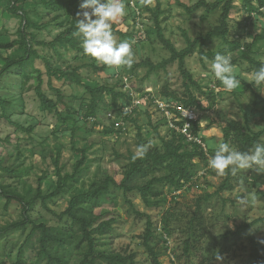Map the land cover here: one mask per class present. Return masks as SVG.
<instances>
[{
  "label": "rangeland",
  "instance_id": "374dc122",
  "mask_svg": "<svg viewBox=\"0 0 264 264\" xmlns=\"http://www.w3.org/2000/svg\"><path fill=\"white\" fill-rule=\"evenodd\" d=\"M158 1L163 10L158 21L164 35L177 49L186 46L184 33L190 38H195L218 23L219 10L206 15L203 11H197L193 16H188L177 4L178 1L192 4L197 0ZM80 2L81 0H77L78 7ZM124 3L128 14L114 24L124 32L125 36H115V38L118 42L123 40L133 42L134 63L144 59L159 63L168 58L169 51L159 41L155 22L147 11H144L147 38L134 41L136 33L131 22V12L126 0ZM154 4L155 0H151L149 6L154 8ZM252 5L257 7L255 0H252ZM7 6L6 0H0V44L19 38L18 28L21 18L10 14ZM23 8L37 25L27 30L36 40L48 42L67 26L68 15L58 7L55 9L38 0H32L27 1ZM247 8L245 0H233V8L229 15L228 40L236 39L242 43H249L255 34L264 32V8H260L259 12H250ZM203 15L204 17H201ZM228 47L229 44L224 39L213 37L207 41L204 50L213 58L217 52L233 58V64L240 69L241 83L232 92L225 91L221 82L215 79L210 68L213 59L206 56L202 60L199 59L197 50L185 59L186 68L202 90L215 96L214 104L208 107L210 101L206 94L193 89L194 94L205 107L200 117L204 123L201 135L210 148V156L214 155L212 145L223 142L221 129L229 120H237L242 126L252 130H258L264 125L262 120L264 106L261 102L264 99V85L255 88L248 82V77L253 71L247 60L243 58V50L240 48L227 51ZM34 48L39 54L49 58L53 66L66 70L75 68L82 82L92 87L108 84L115 89H121L120 76L128 75L134 89L139 91L149 90L155 95H160L159 89L168 85L179 96L184 92L182 76L176 62L148 74L146 67L134 68L133 64L131 67L122 66L119 69L109 68V71H95L90 64L95 63L99 67L103 64H98L94 58L75 50L59 48L61 57H57L49 46L35 45ZM23 51L24 48L21 46L10 49L0 47V68L4 64L3 58H18ZM249 55L264 62V40L253 44ZM35 65L44 69V64L38 59L35 60ZM114 70L113 76L110 72ZM36 82V75L32 74L27 85L21 88L20 77L16 74L15 67L0 79V97L8 101L5 114L11 121L22 126L17 128L9 122L0 106V158L4 160L7 168L14 170L13 173H7L0 169V183L8 186V189L24 194L29 199L36 192L38 178L43 176L40 183L41 191L50 192L55 187L54 160L57 156L61 173H70L73 171L74 163L80 158L78 150L86 148V160L81 167L79 180L70 183L63 193L47 201V206L57 213L67 207L71 195L87 190L93 182L98 181L105 174H111L117 181L120 180L130 155L138 151L136 126L141 127L143 146L146 147H160V137L168 134L159 114L153 108L137 109L131 115L133 120L112 111L109 93L101 96L95 116L84 119L81 113L89 103V95L82 85L76 83L60 87L64 103L59 104L58 110L64 118L62 120L56 114L40 109L33 90ZM43 88L49 97L55 99L56 96L47 85ZM108 112H113L115 117H109ZM121 118L123 123L116 125ZM28 126H32L31 131L25 130ZM154 126H157V129H154ZM261 139L264 141V135ZM230 146L236 149L233 145ZM195 161L198 163L197 171H202L204 174L198 175L191 185L176 193L175 198L170 200L167 197L160 206L145 207L137 192L127 193L126 196L132 201L136 210L151 217L155 229L150 244L158 253L161 264H242L247 254V242L245 238L237 239L231 233L243 224L264 217V200L257 193L258 190H264V173H256L250 169L239 170L236 175H232L226 170L224 176H218L207 163ZM227 172H230V182L233 187L215 194ZM17 174L21 175L18 177ZM166 189L164 187L165 191ZM247 192L255 194V202L241 203L240 198ZM205 194L210 197L205 199ZM114 196L117 205L106 206V209L116 217V221L108 235L95 236V249L103 252L133 253L135 264H153L152 257L141 238L145 229V216L133 212L121 191L115 190ZM197 200L200 202L197 203ZM165 212L169 214L170 234L166 236L164 243L159 236L158 226ZM29 215L36 221L56 223V219L41 206L39 200L35 201ZM22 218L21 204L13 200L5 207V200L0 197V227L20 221ZM29 228L30 224L27 225L25 232L8 230L3 238H0V243L5 241V245L12 246L14 250L7 262L14 260L16 249L24 240ZM244 231L248 235L264 236V222L258 221ZM186 239L189 241L187 253L184 251ZM26 256L27 264H33L31 250L27 251ZM217 256L222 259L217 260Z\"/></svg>",
  "mask_w": 264,
  "mask_h": 264
},
{
  "label": "trees",
  "instance_id": "16d2710c",
  "mask_svg": "<svg viewBox=\"0 0 264 264\" xmlns=\"http://www.w3.org/2000/svg\"><path fill=\"white\" fill-rule=\"evenodd\" d=\"M6 1L8 3L7 11L14 16H19L21 23L18 28L19 38L13 39L10 42L1 43L0 47L10 49L15 46H21L24 48V51L18 58H3L4 64L0 68V79L5 73H10L12 67H15L16 74L20 77V87L23 88L29 82L31 75L35 74L37 82L33 86V90L35 98L39 101L40 109L47 113H54L62 120L64 118L58 110L59 104L64 103L60 87L61 85L69 83L82 85L89 95V103L85 111L81 113L84 119L95 116L100 106L101 96L104 93H109L112 111L120 113L126 119L133 120L131 118L132 114L129 115L122 111V106L127 105L130 100L129 96L122 89H115L108 84H102L96 87L84 84L75 68L66 70L58 66H53L49 58L39 54L34 48L35 45L49 46L54 50L57 57H61L59 48L71 49L84 54L81 47V38L77 35L76 28V14L81 11L77 6V0H38L55 9L58 7L68 15L67 26L48 42L36 40L35 36L27 31L31 26H37L23 8V5L27 1L32 0ZM255 1L257 7L252 5V0H245L248 11L259 12L260 8H264V0ZM177 4L184 9L188 16H193L197 11H203L206 15L219 10L218 23L213 25L205 33H200L195 38H190L184 33L186 46L177 49L164 35L163 29L158 21L159 15L163 13L160 2L155 0L154 8H151L149 4L146 5L143 0H140L142 10L149 12L152 20L155 22L157 37L161 44L169 51V57L159 63H153L149 59H144L138 63H133V66L134 68L146 67L148 74L153 70L165 68L166 65L176 62L182 76L184 86L183 95L179 96L168 85L162 86L159 89V94L173 102H181L185 106L194 107L198 111H204L205 107L196 94H194L193 89H196L202 94H206L207 99L210 101L208 107L214 104L215 96L212 93H206L202 90L201 86L186 68L185 59L191 56L196 50L199 59L202 60L205 56L213 59V56L204 50V46L211 38L221 37L229 44L227 51H234L241 48L243 50V58L250 64L251 70L255 71L264 62L253 58L249 55V52L253 44L264 40V32L255 34L253 40L249 43H242L236 39H227L229 35V15L233 8V0H213L210 2L207 0H197L192 4L178 1ZM201 17H204V15ZM112 30L114 36H125L124 32L118 29L116 24L112 25ZM36 59L44 64L43 70L35 65ZM90 65L95 71H109V67L106 65L100 67L95 63ZM110 73L114 76L115 70ZM44 85H47L56 96L55 99L45 93ZM261 102L264 106V99ZM7 103V100L0 97V106L3 109V115L6 116L9 122L16 125L17 128H22L21 125L11 121L5 114ZM262 120L264 121V111L262 112ZM194 126L195 132L201 129L197 123H194ZM136 127L139 148L143 146V138L141 127ZM154 129H157V126H154ZM25 130L31 131L32 126L26 127ZM221 132L223 142L233 145L236 150L241 152L248 151L255 143H264L261 139L264 135V125L258 130H252L245 128L237 120L232 119L222 127ZM160 140V147H147V152L142 157H136V154H131L120 180L117 181L111 174H105L98 181L93 182L87 190L71 195L67 207L59 213L50 209L47 206V201L63 193L70 183L79 180L82 172L81 167L86 160V148L78 150L80 152V158L74 163L73 171L70 173H61L57 156L54 160L56 175L55 187L50 192L41 191L40 183L43 176L38 178L36 192L29 199L24 194L14 189H8V186L0 183V197L5 200V207L14 200L22 205L23 216L20 221L11 222L0 227V238H3L4 233L12 229L25 232L27 225L30 224L29 231L25 234L22 243L17 247L15 258L11 262H7V259H10L12 256L14 251L13 247H8L7 244L5 245V241L0 243V264H27L28 258L26 253L28 250H31L33 253V264H40L41 262L45 264H135L133 253L127 254L119 251L103 252L95 249V236L108 235L116 221V217L111 215V212L106 209V206L117 205V199L114 196L115 190L122 192L125 201L131 206L135 214L145 216V229L141 236L142 243L151 255L153 264H161L158 259V253L150 244L151 238L154 237L155 229L151 217L148 214H142L136 210L132 201L126 195L130 192H137L145 207L154 208L160 206L161 202L167 200V197L170 200L175 198L176 191H181L187 188V184L193 183V179L198 172V163L195 160L208 164V157L200 146L187 142L182 135L173 131H169L166 136H161ZM208 153L210 156V148H208ZM0 169L7 173L14 172L13 169L7 168L4 165V160L1 158ZM159 172H162V174H158ZM20 175L17 174L16 176L19 177ZM164 187L167 188L166 191ZM232 187L230 172H227L226 177L214 193L217 194L224 189H231ZM257 193L264 200V190H258ZM208 197L210 195L205 194L204 198L207 199ZM36 200H39L41 206L56 219V223L47 224L30 217L29 211L33 208ZM199 202L200 200H197V203ZM197 208L199 209L198 204ZM168 220L169 214L165 212L159 224V236L164 243L166 239L163 235L165 234L167 236L170 234ZM258 221L264 222V217L258 218L248 224H243L234 232H230L237 239L245 238L247 242V254L242 260V264H264V243L260 242L264 240V236L256 237L248 235L244 231ZM228 234L229 232L226 233V235ZM188 248L189 241L186 239L184 241V251L186 253L188 252Z\"/></svg>",
  "mask_w": 264,
  "mask_h": 264
},
{
  "label": "clouds",
  "instance_id": "9594fccd",
  "mask_svg": "<svg viewBox=\"0 0 264 264\" xmlns=\"http://www.w3.org/2000/svg\"><path fill=\"white\" fill-rule=\"evenodd\" d=\"M143 2L147 5L151 0ZM79 7L81 11L76 14V28L84 54L109 68L131 67L135 56L133 42H118L112 30V25L128 14L124 0H81ZM232 59L230 55L217 52L210 65L215 79L221 82L227 92L234 91L241 83L240 69L233 64ZM248 82L255 88L264 85V63L251 73ZM160 104L164 107L162 102ZM212 147L214 155L209 157L208 167L218 176H224L226 170L232 175H236L239 170L250 169L264 173V143H255L246 152L232 148L227 142L213 144ZM146 152L147 147L141 146L136 157H142ZM240 199L241 203L255 202L256 196L253 192H247ZM260 242L264 243V240ZM221 259L217 256V260Z\"/></svg>",
  "mask_w": 264,
  "mask_h": 264
},
{
  "label": "built area",
  "instance_id": "2783aa9c",
  "mask_svg": "<svg viewBox=\"0 0 264 264\" xmlns=\"http://www.w3.org/2000/svg\"><path fill=\"white\" fill-rule=\"evenodd\" d=\"M127 6L130 9L131 17H132V26L135 30L136 36L134 41L144 40L146 39V29L144 26V11L140 6V0H126ZM120 85L121 89L129 96V103L122 106V111L131 115L137 109L145 110L148 108H153V110L159 114L160 119L167 131H173L177 134L183 136V138L187 142H191L193 144H197L202 148L209 160L208 146L203 140V136L201 135V129L195 130L194 123L198 124L199 128L204 127V123L202 122L201 111H198L194 107L185 106L181 102H173L168 98H165L161 95L154 94L149 90H136L133 87L132 80L128 75L120 76ZM160 102L164 104V107H161ZM126 110V111H125ZM107 115L109 117H115L113 112H108ZM123 123V119L121 118L116 125ZM192 137V139H189ZM197 139L199 142H197ZM204 174L202 171L197 172L196 176L193 180L196 179L198 175ZM191 183L187 184L190 185ZM180 190L175 193H179ZM160 231V226H158ZM163 237L166 239V235ZM169 256L173 259L171 253Z\"/></svg>",
  "mask_w": 264,
  "mask_h": 264
}]
</instances>
